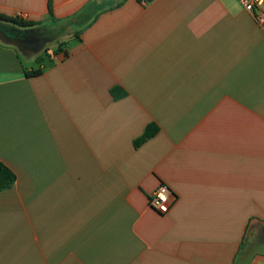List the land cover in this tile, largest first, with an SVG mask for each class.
Returning <instances> with one entry per match:
<instances>
[{"label": "crops", "instance_id": "1", "mask_svg": "<svg viewBox=\"0 0 264 264\" xmlns=\"http://www.w3.org/2000/svg\"><path fill=\"white\" fill-rule=\"evenodd\" d=\"M52 6L0 0L40 24L16 31H50L37 48L0 33V160L17 175L0 264H264V24L237 0Z\"/></svg>", "mask_w": 264, "mask_h": 264}, {"label": "trees", "instance_id": "2", "mask_svg": "<svg viewBox=\"0 0 264 264\" xmlns=\"http://www.w3.org/2000/svg\"><path fill=\"white\" fill-rule=\"evenodd\" d=\"M49 12L51 17H53L54 14H53L52 0H49ZM37 25L40 24L37 22L24 20L19 16H15V17L8 16L0 12V33L3 34V36L7 40L15 39L12 37L11 31H16L17 29H30ZM64 45L65 44H60L59 48L54 53L61 52L64 48ZM45 53L46 55H49L48 50H46ZM65 54L68 55L66 51ZM42 59H43L42 57L37 59L39 65L42 64ZM42 72L43 70L41 69L34 72H27V76L28 77L39 76L42 74ZM111 94L116 99H118L125 97L127 95V92L122 87L117 86L111 89ZM158 132H159V127L154 123L150 124L147 127L143 136L135 141L134 143L135 147L141 146L142 144L153 138ZM16 181H17L16 173L0 160V193L11 188Z\"/></svg>", "mask_w": 264, "mask_h": 264}, {"label": "built area", "instance_id": "3", "mask_svg": "<svg viewBox=\"0 0 264 264\" xmlns=\"http://www.w3.org/2000/svg\"><path fill=\"white\" fill-rule=\"evenodd\" d=\"M245 11L253 15L256 21L260 24H264V0H237ZM23 18L24 15L18 14ZM150 207L161 215L168 214L174 203L175 197L173 192L167 184L161 183L154 191L149 200Z\"/></svg>", "mask_w": 264, "mask_h": 264}, {"label": "rangeland", "instance_id": "4", "mask_svg": "<svg viewBox=\"0 0 264 264\" xmlns=\"http://www.w3.org/2000/svg\"><path fill=\"white\" fill-rule=\"evenodd\" d=\"M53 32V31H52ZM63 31L61 30V31H59V32H53L52 34H57V35H61V33H62ZM11 33H12V37L13 38H15V39H19V40H21V44H23V43H26L27 45H29V46H34V47H32V48H37V47H39V45L40 46H42L43 44H41V41H40V39L39 38H41V36H43V35H46V34H49L50 33V31H46V30H35V31H20V32H18V31H11ZM51 35V34H50ZM52 36V35H51ZM54 43H56V40H48V41H46L44 44L45 45H52V44H54ZM22 55H25V53H24V51H22Z\"/></svg>", "mask_w": 264, "mask_h": 264}]
</instances>
